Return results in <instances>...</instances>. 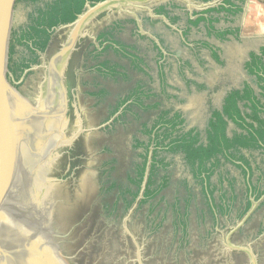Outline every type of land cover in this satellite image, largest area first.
<instances>
[{
  "label": "water",
  "instance_id": "95a60500",
  "mask_svg": "<svg viewBox=\"0 0 264 264\" xmlns=\"http://www.w3.org/2000/svg\"><path fill=\"white\" fill-rule=\"evenodd\" d=\"M170 1L176 2L105 0L93 6L86 3L74 22L61 26L66 31L58 42L61 48L56 46L50 56L53 59H47L40 67L35 65L14 82L13 61L29 54L23 46L16 45L13 61H9L12 41L11 37L8 39V27L10 24L16 32L26 26L34 4L0 0V264H74L75 258L84 260L87 256L86 264H229L233 254L240 252L246 255L248 264H257V261L264 264V240L255 244L264 234L256 241L247 240L264 220V195L257 201L251 197L249 211L242 219L235 220L243 208L241 201L247 181L253 183L257 175L263 179V174L259 170L254 173L253 167L254 176L250 179L244 169L240 183L234 186L236 197L226 213L216 210L211 199L202 194L201 187L193 186L182 157L174 156L171 185L149 202L157 205L149 214V203L138 207L148 178L151 146L139 196L122 218L115 216L122 213L121 204L117 213L112 209L117 199L118 204L121 203L118 189L113 196V191L105 195L101 192L94 199L100 179V173L96 175V171H100L97 168L104 169L105 163L110 164L107 161L110 154L117 159V171H113L111 179L127 184L122 170L125 175L126 171L129 173L142 152L140 148H133V137L146 140L139 134L140 126L161 110L145 113L138 122L127 114L128 121L112 124V130L106 129L116 118H110L112 108L126 93L142 88L134 91L127 102L136 105L144 98L142 91L153 93L157 97L142 101L154 104L161 100L164 108L182 113L186 130L203 131L210 112L221 106L226 93L239 87L243 80L248 81L243 65L251 51H259L257 43L264 39V0L246 1L239 22H235L240 42L231 45L227 43L228 37L224 40L220 33H212V21L209 22L205 14H195L190 22L179 27L171 23L175 20L170 22L163 15H155V9ZM181 2L190 15L221 3L220 0ZM113 12L133 17L140 12L148 16L144 22L146 28L140 30L141 36L137 38L145 41L141 48L128 44L133 42V33L116 36L137 49L135 55L130 54L132 62L110 51L103 55L97 53V57L92 58L87 54L89 46L81 47L82 39L90 35L88 26ZM169 14L175 19L177 12ZM198 17L205 20L196 24L193 18ZM214 26L221 29L229 24L218 22ZM241 39L243 44H240ZM125 50L118 51V55H129L128 49ZM213 51L216 52L214 58ZM103 60H108L109 66L117 65L121 77H115L110 67L99 66ZM10 65L14 73L9 71ZM101 90L106 95L99 96ZM123 107L117 112L118 116ZM232 127L229 124L228 132ZM81 138L86 148L80 155L73 146L77 147ZM107 148L113 153H107ZM61 151L75 158L65 174L56 177L51 172L62 156ZM227 168L236 175L233 165L227 164ZM67 181L76 185L72 198L67 194L62 197L61 190ZM185 182L191 186L195 198L188 217V243L183 248L185 242L180 241V233L176 234L173 214L170 209L167 211V206L186 197L182 187ZM87 191L92 200L87 203L89 208L92 206L90 215L81 221L69 222L70 211L75 204L85 201ZM246 194L253 196L250 190ZM104 201L109 209H102ZM203 201H207L208 207ZM214 201L219 204L218 197ZM93 204L97 205L93 207ZM201 211L202 218L199 217ZM79 225L77 234L84 247L71 252L67 249L73 242L71 232ZM210 229L211 240L205 241L210 237Z\"/></svg>",
  "mask_w": 264,
  "mask_h": 264
},
{
  "label": "trees",
  "instance_id": "16d2710c",
  "mask_svg": "<svg viewBox=\"0 0 264 264\" xmlns=\"http://www.w3.org/2000/svg\"><path fill=\"white\" fill-rule=\"evenodd\" d=\"M27 2L35 5L34 10L28 15V24L21 28L19 32H15L11 38L9 44V61H13L14 46H23L28 52L29 58L26 56L20 57V59L13 61V67H9V71L14 73V80L18 81L25 69L30 65L35 64L37 61L36 51L43 52L49 41L53 28L60 25H67L74 22L78 15L84 11L86 3L91 6L103 2L105 0H16ZM196 2L207 3L211 0H193ZM245 6V0H223L221 5L217 7L207 8L198 14L202 16L205 14L210 22V30L212 33H220L223 39L233 38L235 41L240 42L239 27L232 28L229 26L223 31L216 29L214 24L218 23L219 16L222 13L226 17L225 23L234 25V20L240 14H242L243 7ZM156 15H163L174 24L177 18H170V9L165 6H160L155 9ZM196 14V13H195ZM194 14V15H195ZM148 20V18H146ZM205 20L202 17H198L196 24ZM130 23L135 24L134 21ZM114 30L118 32L121 30V22L114 23ZM103 33L99 36V40L103 38V41L99 43L100 54L106 51H111L114 55L118 56V51L128 49L130 54L137 50L133 47H128L121 40L116 38L118 34ZM222 40V41H224ZM138 47V46H136ZM216 52H212L214 58ZM122 58L129 60L132 57H128L125 54H121ZM137 60V59H136ZM108 60H103L99 63V66L110 67L114 71L115 77L120 75L116 66H109ZM133 65V63H132ZM136 68V66H134ZM244 71L249 76L248 81L243 80L239 87L229 90L222 100V104L219 108L210 112V116L207 119L206 126L203 131H199L196 128L186 130L185 118L180 111L174 110V108H164L163 101L159 100L154 104H146L144 99H150L157 97L153 93L142 91L144 95L142 99L138 100V104H127L130 97L133 96L134 91H131L124 99L120 100L110 112V117L115 115L123 106V111L115 118L114 123H120L128 121V115L133 118L134 121L141 120L142 115L149 111H159L154 118L141 124L139 134L146 138V140L138 137H133V148L141 149L142 152L138 154V162L133 164L131 170L126 172L125 181L127 184L120 183L114 179H111V174L115 171V167L111 171L107 172L106 185H109L108 192L118 189V198L121 199L123 207L130 208L136 198L139 196L141 185L143 182L150 147L151 163L148 173V178L145 184L143 197L140 200V206L145 203H149L155 199L160 193L166 190L171 185V170L170 168L174 164V156L180 155L185 164L189 175H191L194 182L193 186L201 187V192L204 196H208L211 199V203L219 212L230 211V203L235 199L233 189L236 184V178L228 173L227 164L233 165L238 170H241L243 175L244 169L247 170L249 178L251 179V167L259 170L261 175L255 182H248V189L251 195L254 196V200H259L264 195V45L259 47V51H251L248 54V59L244 63ZM112 77V76H111ZM121 77V75L119 76ZM136 93V92H135ZM98 95L101 97L106 95V92L101 90ZM139 109V110H135ZM140 111V113H138ZM142 111V113H141ZM143 119V118H142ZM113 123V124H114ZM120 123V124H122ZM229 124L233 127L228 132ZM154 143V144H152ZM257 157V158H256ZM259 159V162L256 161ZM108 163L116 164L117 159H113ZM108 165V164H106ZM113 170V171H112ZM105 173V172H104ZM104 173H102L104 175ZM100 175L102 179L103 175ZM244 176V175H243ZM214 179V181L212 180ZM249 179V180H250ZM121 180V179H120ZM260 182H262L261 185ZM110 183V184H109ZM226 184V186H225ZM119 185V186H118ZM259 185V186H258ZM182 187L185 188L186 197L182 200L177 199L174 203L167 206L173 214L172 224L175 226L176 234L180 233V241H184V247H187L188 243V227H189V214L191 204L194 202L195 195L192 192L191 186L188 182L183 183ZM229 193L231 194L229 196ZM126 194H128L130 200H126ZM217 194V196H215ZM229 197H228V196ZM215 196V197H213ZM218 197L219 204H216L214 200ZM203 200V198H202ZM118 201L113 203L112 209L118 212ZM208 207L207 201H203ZM103 202L105 208L108 207V203ZM264 204V202H262ZM157 206V205H156ZM155 205L149 203L148 213L151 214L155 210ZM103 207V208H104ZM251 207V202L246 200L243 210L241 209L238 214L240 220L248 212ZM102 208V209H103ZM124 210V209H123ZM202 213V214H201ZM199 212V217H203V212ZM163 221V219H162ZM160 223L158 224V226ZM156 225V227H158ZM153 226L151 225L150 228ZM191 253V252H190ZM149 264V263H148Z\"/></svg>",
  "mask_w": 264,
  "mask_h": 264
},
{
  "label": "flooded vegetation",
  "instance_id": "af4514ba",
  "mask_svg": "<svg viewBox=\"0 0 264 264\" xmlns=\"http://www.w3.org/2000/svg\"><path fill=\"white\" fill-rule=\"evenodd\" d=\"M16 1V0H15ZM178 1L180 2V3H178ZM215 1H218V0H211L210 2H215ZM246 1L247 0H245V4H246ZM177 2V3H176ZM176 2H174V1H170V2H166V3H164V4H162L163 6H165L166 8H168V9H170V13L171 12H173V11H175V12H177V14H174L175 15V17L177 18V20H176V22H174V24H176V26H178L179 27V25L180 24H185V22H190V18L191 17H195V13L196 12H194V13H192L191 15L189 14V13H186V11H187V9H186V5L183 3V2H181V0H176ZM196 2V1H195ZM210 2H207V3H210ZM220 2L222 3L223 2V0H220ZM197 3H202V2H197ZM221 3H218V5L217 6H219V5H221ZM178 7V8H177ZM180 7H183L181 10L179 9ZM213 7H216V6H213ZM34 8H35V5H34ZM243 10H244V7H243ZM243 10H242V12L241 13H243ZM179 11L180 12H182V13H179ZM199 13V12H198ZM198 13H196V14H198ZM144 14H141L140 12L138 13V12H136L135 13V15H134V17L133 16H129V14L128 13H118V12H113V13H110L109 15H106L104 18H102V19H100V20H97V22L96 23H92L91 25H89L88 26V33L91 35V36H93V38L90 36V35H87L86 37H85V40L84 39H82L83 41H82V44H81V47L82 46H89V49H90V52H88L87 54H90V56L93 58V57H97L96 55H97V53L98 54H100V52H101V50H100V46H99V43L100 42H102L103 41V38H101L100 40H99V36L101 35V34H103V33H106V32H110V31H112V33L111 34H118V35H124V34H127L128 32L129 33H133V36H132V39H133V42L132 43H128V44H130V45H135V46H139L140 48L142 47V45L145 43V41L144 40H138L137 38H139L140 36H141V34H140V30L141 29H145L146 27H145V24H144V22H146L147 20H146V18L148 17V16H143ZM156 15V14H155ZM221 18V19H220ZM197 18H193V20L195 21ZM223 20V21H222ZM131 21H134L135 22V24H132V23H130ZM117 22H121V24H122V27H121V30L118 32L117 30H114L113 28H114V23H117ZM218 22H227L226 21V17H225V15H223L222 13L220 14V16H219V21ZM234 22H239V16H238V19H235L234 20ZM29 23V22H28ZM27 23V24H28ZM228 24V23H227ZM61 26H63V25H60V26H58V27H56V28H53L52 29V32H51V35H50V38H49V41H48V43H47V46H46V48H45V50L43 51V52H39V51H36L35 52V54H36V56H37V62L35 63V64H32V65H30L29 66V68H27V69H25L24 71H23V73H22V76H21V78H23L26 74H27V72L28 71H31L32 70V68L34 69V66L36 65V67H40V66H42V64L48 59L49 61L51 60V59H53V57H50L51 56V54L53 53V51H54V48L56 47V46H58V42H59V39H60V36L63 34V32L64 31H66L64 28L63 29H61ZM229 26H231L232 28H234V27H238V25H236L235 23H234V25L232 26V25H230L229 24ZM229 26H227L226 28H216L217 30H219V31H223V30H225V29H227ZM23 27H25V26H23ZM23 27H21V28H23ZM20 28V29H21ZM8 30H9V34H8V39H10V37L12 38V36L14 35V33H15V31L12 29V27L10 26V24H9V27H8ZM16 32H19V30L18 31H16ZM91 42V43H90ZM259 42H261V43H259ZM227 43L228 44H232V43H237V41H235L233 38H228V40H227ZM244 43V40L243 39H241V43L240 44H243ZM255 44V43H254ZM253 44V45H254ZM127 45V44H126ZM261 45H264V39L263 40H261V41H258V43H257V47H260ZM128 46V45H127ZM58 47H60L61 48V46H58ZM128 47H131V46H128ZM137 50V49H136ZM100 51V52H99ZM126 51V50H125ZM129 51V50H128ZM156 51V50H155ZM111 52V51H110ZM130 52V51H129ZM58 52H56L55 54H57ZM228 53H230L229 51L227 52V55H228ZM104 53H102L101 55H103ZM129 54V53H128ZM119 57H123V56H120V55H118ZM128 56V55H127ZM30 56L28 55L27 56V58H29ZM128 57H130V56H128ZM51 58V59H50ZM42 63V64H41ZM243 67H244V65H243ZM40 70H41V68H40ZM40 77H41V75H40ZM40 77H39V79L38 80H40ZM13 81L15 82V80H14V78H13ZM129 93H126L123 97H121L120 98V100H122V99H124L125 98V96H127ZM114 117H118V114L116 113L115 115H113L112 117H110V118H114ZM115 119H113V121H114ZM111 122V124L108 126V127H106V129L108 128V129H111L112 130V128H111V126H112V124L114 123V122ZM73 148H75V151L76 150H78V153L81 155L84 151H85V142H84V140H83V138H81L79 141H78V145H77V147H75V146H73ZM105 149V148H104ZM107 150H108V152L107 153H113V150H111L110 148H107ZM78 153L76 152L75 153V155L77 154L78 155ZM133 154V153H132ZM60 155H62L58 160H57V162H56V164L53 166V167H55V168H52V172H51V174L52 175H54V176H63L64 174H65V172H66V168H68V166L69 165H71L72 163H73V161L74 160H72L73 158H75V156H73L72 157V159H71V157L69 156V154H67L66 152H63V151H61V153H60ZM79 155V156H80ZM108 155V154H107ZM76 157H78V156H76ZM110 157L111 158H109V160H107V161H111V160H113V159H115V157L112 155V154H110ZM113 157V158H112ZM78 159H80V158H78ZM107 159H108V157H107ZM79 161H81V160H79ZM135 162L136 161H134V163L133 164H135ZM138 162V161H137ZM107 163H105V168L104 169H102V168H97V170H100V171H96V175L98 174V173H100V175L102 174V173H104V175L102 176V179H99L98 180V189L96 188V192H95V196H96V194L98 193V194H100L101 192L103 193L104 192V195L105 194H107L108 193V187H109V185H106L105 184V182H106V180H107V176L109 175V174H111V173H107V172H109V171H111V169L112 168H114L115 167V170L117 171V168H116V164H108V165H106ZM99 165H102V163L101 164H99ZM98 165V166H99ZM82 169H80V170H78L77 172H80ZM234 170L236 171L235 172V174L236 175H234L231 171H230V169H229V171H228V173L230 174V175H232V176H234L235 178H236V184L235 185H238L239 183H240V177L242 176V174H241V170H238V169H236L235 167H234ZM113 171V170H112ZM122 172H124V177H126V175H125V171H123L122 170ZM126 172H128V171H126ZM112 175V174H111ZM113 176V175H112ZM260 176L259 175H257L256 177H254V182H255V184H256V179L257 178H259ZM256 178V179H255ZM89 181H90V179H89ZM71 182V181H70ZM241 183L243 184V182L241 181ZM69 182L67 181V185L61 190L62 192V197H65L64 195L65 194H67L68 196H70V198H72V196H73V194H74V192H75V190H76V188H75V186L76 185H74L73 183H71L70 184V186H69ZM110 184V183H109ZM262 184V182H260V184L259 185H261ZM258 185V186H259ZM70 188V189H69ZM75 188V189H74ZM245 188L246 189H248V186H245ZM246 189H245V192H243V196H242V201H241V203H243V206H244V204H245V202H246V200H249L250 201V198L252 197L253 199H254V196H248L247 194H246ZM243 190V189H242ZM113 191V193H112V196L114 195V190H112ZM91 193L90 192H86V198H85V201L84 202H78V204H75V206H74V209L72 210V211H70V214L69 215H71L70 217H69V222H75V221H81V220H83V217L86 219L89 215H90V209L92 208V206L89 208V205H87V203H89V201H90V203L92 202V200L90 199L91 198V195H90ZM250 195H251V193H250ZM87 197H89V200L87 199ZM126 200H130V198H129V196H128V194H126ZM96 198H98V196H96L94 199H96ZM261 199V198H260ZM88 200V201H87ZM121 204V205H120ZM97 204H93V207L94 206H96ZM103 205V204H102ZM121 206V208L119 209V210H121L122 211V213L121 214H116L115 216H119L120 218H122L123 217V215L124 214H126V212L128 211V209L129 208H124L123 207V205H122V201H121V203H119L118 204V206ZM113 206V205H112ZM132 206V205H131ZM101 207H104V206H101ZM88 208H89V210H88ZM105 208V207H104ZM103 208V209H104ZM105 209H109V207H107V208H105ZM124 209V210H123ZM249 211V210H248ZM235 219V218H234ZM238 219V218H237ZM237 219H235V220H237ZM84 222V221H83ZM82 222V223H83ZM80 227H81V225H79V226H76L73 230H72V232H71V238L73 239V242H71V243H69V245H68V247H67V249L69 250V251H71V252H73V251H78L80 248H82V247H84V243L82 244V240L80 239L81 237H80V234L78 235L77 234V232H78V230H80ZM212 231V229H210V230H208V237L209 238H207L205 241H207V240H211V232ZM77 234V235H76ZM263 234H264V220L263 221H261L260 222V224H259V226L252 232V234L250 235V237L247 239V240H249V241H256V240H258L261 236H263ZM264 240V238L263 239H259V241L257 242L256 241V243L255 244H257V243H259V242H261V241H263ZM254 244V245H255ZM83 251V249L81 250V251H79V253H78V255H77V258L80 256V253ZM232 252H234V251H232ZM235 252H237V251H235ZM242 255H245L244 253H235V254H233V256H234V258H233V260H232V263L228 260V262H229V264H248L247 262H248V260H246L247 258H246V255L244 256V258H242ZM88 257V256H87ZM87 257L84 259V260H81V259H74L73 260V262H74V264H86L87 263ZM246 258V259H245ZM144 264V263H143ZM257 264H258V261H257Z\"/></svg>",
  "mask_w": 264,
  "mask_h": 264
}]
</instances>
